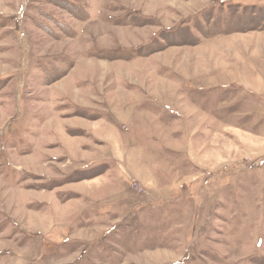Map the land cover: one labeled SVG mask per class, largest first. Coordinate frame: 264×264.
Instances as JSON below:
<instances>
[{
  "label": "rangeland",
  "instance_id": "1",
  "mask_svg": "<svg viewBox=\"0 0 264 264\" xmlns=\"http://www.w3.org/2000/svg\"><path fill=\"white\" fill-rule=\"evenodd\" d=\"M0 264H264V0H0Z\"/></svg>",
  "mask_w": 264,
  "mask_h": 264
}]
</instances>
